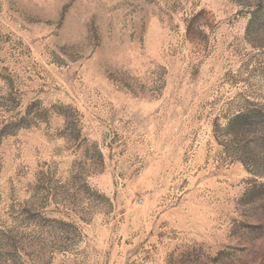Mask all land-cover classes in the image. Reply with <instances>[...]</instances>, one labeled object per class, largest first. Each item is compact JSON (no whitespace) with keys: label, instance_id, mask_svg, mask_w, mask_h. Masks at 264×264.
I'll list each match as a JSON object with an SVG mask.
<instances>
[{"label":"rangeland","instance_id":"rangeland-1","mask_svg":"<svg viewBox=\"0 0 264 264\" xmlns=\"http://www.w3.org/2000/svg\"><path fill=\"white\" fill-rule=\"evenodd\" d=\"M0 264H264V0H0Z\"/></svg>","mask_w":264,"mask_h":264}]
</instances>
